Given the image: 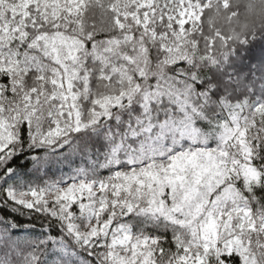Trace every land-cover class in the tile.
<instances>
[{"label": "snow or ice", "instance_id": "1", "mask_svg": "<svg viewBox=\"0 0 264 264\" xmlns=\"http://www.w3.org/2000/svg\"><path fill=\"white\" fill-rule=\"evenodd\" d=\"M0 264H264V0H0Z\"/></svg>", "mask_w": 264, "mask_h": 264}]
</instances>
